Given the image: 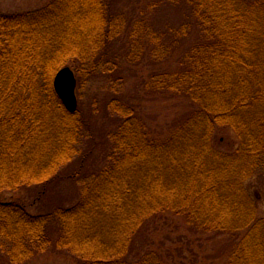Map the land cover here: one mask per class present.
<instances>
[{"label": "trees", "instance_id": "trees-1", "mask_svg": "<svg viewBox=\"0 0 264 264\" xmlns=\"http://www.w3.org/2000/svg\"><path fill=\"white\" fill-rule=\"evenodd\" d=\"M120 3L0 13L1 264H168L150 247L169 215L226 237V264H264V219L245 187L264 176V0ZM69 66L80 84L127 85L148 68L144 100L186 104L158 131L115 90L101 121L71 115L54 90ZM218 128L235 133V151L216 148Z\"/></svg>", "mask_w": 264, "mask_h": 264}, {"label": "rangeland", "instance_id": "rangeland-1", "mask_svg": "<svg viewBox=\"0 0 264 264\" xmlns=\"http://www.w3.org/2000/svg\"><path fill=\"white\" fill-rule=\"evenodd\" d=\"M54 0H0V13L4 15H15L40 10ZM124 12H140L151 7L156 0H120ZM136 12V13H137ZM176 58H173L166 69L170 70L176 66ZM156 68L155 71H157ZM161 69V68H160ZM159 69V70H160ZM173 69L171 71H173ZM150 69H134L137 79L130 81L126 85V80L120 83H113V80L98 75L90 78L84 77V82L80 84L79 75L76 74L78 86L76 95L79 109L86 116L95 113V118L101 117L103 112L102 105L105 98L113 94L112 90L119 94L129 93L134 105L140 106L137 111H142V116L148 117L150 126L158 131L160 126H164L174 120L185 106L182 100L161 103L159 101L144 100L145 94L142 86V79L149 77ZM129 81V80H128ZM114 84V86H112ZM82 85V86H81ZM116 86V88H115ZM137 100H136V99ZM183 110V108H182ZM98 119V120H99ZM100 119L99 121H101ZM216 148L222 152L235 151L239 146V140L235 133L230 129L218 128L215 133ZM259 174L264 175L263 171ZM247 193L251 201L254 202L259 217L264 219V176L257 175L249 180L246 185ZM14 194H5L4 200L11 199ZM250 201V202H251ZM164 219V220H163ZM157 221L153 227L152 251L157 252L160 257L168 264H226L228 261V250L226 237L220 236H201L194 235L187 230L185 222L179 217L167 216ZM244 234V233H243ZM264 237V230H263ZM264 243V241H263ZM1 264V260H0ZM31 264H74L64 256L47 255L34 260Z\"/></svg>", "mask_w": 264, "mask_h": 264}, {"label": "water", "instance_id": "water-1", "mask_svg": "<svg viewBox=\"0 0 264 264\" xmlns=\"http://www.w3.org/2000/svg\"><path fill=\"white\" fill-rule=\"evenodd\" d=\"M77 80L70 67L60 70L54 79V90L65 110L74 115L78 111Z\"/></svg>", "mask_w": 264, "mask_h": 264}]
</instances>
